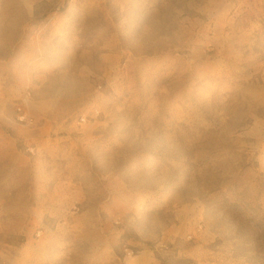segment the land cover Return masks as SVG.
I'll return each instance as SVG.
<instances>
[{"label": "rangeland", "instance_id": "obj_1", "mask_svg": "<svg viewBox=\"0 0 264 264\" xmlns=\"http://www.w3.org/2000/svg\"><path fill=\"white\" fill-rule=\"evenodd\" d=\"M0 89V264H264V0H0Z\"/></svg>", "mask_w": 264, "mask_h": 264}, {"label": "crops", "instance_id": "obj_2", "mask_svg": "<svg viewBox=\"0 0 264 264\" xmlns=\"http://www.w3.org/2000/svg\"><path fill=\"white\" fill-rule=\"evenodd\" d=\"M20 62L22 66H26L27 59L22 60L21 57ZM6 69L7 71L9 70V73L7 74H10V71H16L15 68H11L9 65H7ZM20 71L24 72L22 76H29V74L32 72L29 69V64L27 70ZM3 82H5V84H2ZM6 82L7 81H2L1 84L3 86L2 88L8 92L10 91V85H7L8 83ZM16 83V80H14L11 84L12 86H16ZM26 85L27 84L25 82H22L21 84V86ZM3 145H7L8 147H6L4 151L0 152V204L3 202L8 208L13 206L15 202L23 201V203H25L32 201L33 204L37 203V198L32 200L30 197V199H28L25 193L30 191L37 192L38 189H40V185L41 189H45L51 184L50 179L47 177L55 174L57 171L51 168L45 169L41 168L40 166L36 167L37 165H33V162L30 160L26 161L23 156L18 155L14 151V143L11 141V139L0 136V150L3 149ZM35 159H33V161H35ZM23 162H25V165ZM53 198L54 197L49 196L48 199L51 201ZM44 200L41 199V204H44ZM58 202L61 203L62 200L59 199Z\"/></svg>", "mask_w": 264, "mask_h": 264}, {"label": "bare ground", "instance_id": "obj_3", "mask_svg": "<svg viewBox=\"0 0 264 264\" xmlns=\"http://www.w3.org/2000/svg\"><path fill=\"white\" fill-rule=\"evenodd\" d=\"M27 68H28V65L21 66V67H17L16 70L18 71L17 73H19L22 76L24 74V72H21L20 70H27ZM8 73H9V70H8ZM19 87L20 86H16V91H15L14 90L15 87L12 86V84H10V91H8V92L11 93V94H19L21 91H23V86H21L22 89L20 91H19ZM23 95L24 96L21 98V102L19 104L26 109V112H25V115H24V121H26L25 124H28L27 123L28 120H29L28 107H29V110H30V105H29V101H28L27 95L24 94V93H23ZM2 99L5 100V101H7L5 95L3 93H1V89H0V101ZM0 106H5V105H3V104L0 103ZM18 114H19L18 111L15 109V117H16V120L18 119ZM11 115H13V114H9V116L8 115L7 116H8V118L13 119L14 117L13 116L11 117ZM22 146L25 147L26 144L25 143H22ZM6 147H8V146L7 145H3V149H1L0 152L4 151L6 149ZM16 204H18V202Z\"/></svg>", "mask_w": 264, "mask_h": 264}, {"label": "built area", "instance_id": "obj_4", "mask_svg": "<svg viewBox=\"0 0 264 264\" xmlns=\"http://www.w3.org/2000/svg\"><path fill=\"white\" fill-rule=\"evenodd\" d=\"M17 111H18V120L21 122V123H25L26 121H24V115H25V111L23 110L22 106L19 105L17 107ZM29 122V121H28Z\"/></svg>", "mask_w": 264, "mask_h": 264}]
</instances>
